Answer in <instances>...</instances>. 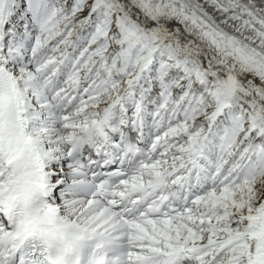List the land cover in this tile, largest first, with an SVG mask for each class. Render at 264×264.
Wrapping results in <instances>:
<instances>
[{
	"label": "snow or ice",
	"instance_id": "snow-or-ice-1",
	"mask_svg": "<svg viewBox=\"0 0 264 264\" xmlns=\"http://www.w3.org/2000/svg\"><path fill=\"white\" fill-rule=\"evenodd\" d=\"M0 264H264V0H0Z\"/></svg>",
	"mask_w": 264,
	"mask_h": 264
}]
</instances>
